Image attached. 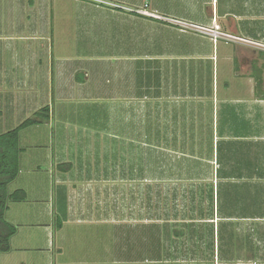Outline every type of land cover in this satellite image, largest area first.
Instances as JSON below:
<instances>
[{"label": "rangeland", "instance_id": "obj_1", "mask_svg": "<svg viewBox=\"0 0 264 264\" xmlns=\"http://www.w3.org/2000/svg\"><path fill=\"white\" fill-rule=\"evenodd\" d=\"M105 1L123 7L150 3V9L160 3L161 13H178L176 17H181L183 23L167 18L162 21L174 25L161 27L149 21V41H142L140 25L144 21L139 16L124 14V19L114 21L108 16L106 21L102 20L103 14L87 16L83 9L78 10L76 0H38V6H33L31 0H0V70L6 76L0 79V88L4 85L0 90L3 109L0 132L32 117L37 112L32 111L33 106L45 99H49L56 120L53 129H46L43 123L23 129L22 177L11 183L12 190L25 186L31 196L46 197L48 204L52 203L56 209L67 206V193L60 191L65 182L55 177L52 180L57 171L46 166L43 155L52 149L55 153L59 142L62 143L64 134L58 126H64L68 136L74 122L82 130L91 125L96 138L90 144L93 156L86 157L89 152L85 148L89 144H83V153L87 154L77 155L75 168L66 174L70 184L78 187L71 194L69 216L91 221L70 222L65 227L70 241L64 244L68 253L62 261L76 258L78 262L95 264L97 259L100 264H264V218L259 217L264 216V99L260 98L264 94V55L261 54L264 0ZM47 7L45 15L43 10ZM43 19L49 20V27H45ZM132 24L133 28L128 30ZM122 27L125 30L120 31ZM157 31L161 35L165 32L164 38H157ZM147 51L150 56L164 53L156 62L143 64V68L150 70L148 85L143 86L146 79L141 74V64L129 61V57L136 58L137 53ZM112 53L126 55L117 63L96 60L99 54L112 56ZM49 55L55 59L68 58L69 68L76 64L82 67L78 71L80 78L86 77L87 71L89 80L100 82L101 87L102 75L109 76L108 72L117 68L127 77L120 83L117 80V86L126 89L127 82L130 89L118 93L111 102L107 99L111 97L108 89L94 88L93 83L78 88L62 101L55 92L46 95L44 87L25 89L20 99L14 96L17 91L11 84L14 81L30 85L45 82L43 68ZM254 64L262 70L261 94L256 93V80L252 76ZM24 67H29L27 76L21 74ZM6 70L10 71L9 75ZM55 79L57 82V74ZM74 79L70 73L68 80L75 82ZM146 90L148 96H140ZM226 103L234 104L252 122L253 134L242 142L259 168L253 179L243 178L241 183L252 187L255 194L258 189L263 195L255 204L256 217H252V208H245L247 214L240 209L233 217L224 214L228 226L225 228L227 233L234 232L236 246L222 260L217 252L220 225L216 186L220 178L216 168L219 165L211 142L216 149L220 141L218 125ZM10 104L16 107L15 111L9 110ZM109 106L114 109L110 116L102 111ZM212 185L214 208L210 199ZM33 188L37 189L36 194L31 192ZM247 196L254 195L248 192ZM9 203L16 225L22 224L25 237L33 236L15 249L21 247L36 264H49L48 253L42 246L43 234L33 230L37 203L34 200ZM60 215L62 219L66 217L64 212ZM154 223L168 224L171 230L192 225L188 228L189 235L167 242L169 255L164 251L167 259L158 263L142 260L146 231L139 226ZM131 225L132 236L128 234ZM212 226L216 251L213 256L209 238ZM161 227L164 232L166 226ZM53 238L57 246L58 241ZM130 238V244H125ZM98 246L100 254L96 251ZM59 262L54 260L53 264Z\"/></svg>", "mask_w": 264, "mask_h": 264}, {"label": "crops", "instance_id": "obj_2", "mask_svg": "<svg viewBox=\"0 0 264 264\" xmlns=\"http://www.w3.org/2000/svg\"><path fill=\"white\" fill-rule=\"evenodd\" d=\"M78 5L80 6V8L78 10L82 11L83 9V13L86 14L87 16H91L90 14H103L105 16V19L102 20H107L108 16L111 17V20H116V19H124V14H128L130 16H136V17H140L142 19L141 25H140V31H141V40H147L149 41V32H150V23L149 21L156 23V26H161V27H165V26H169L171 23H167L164 22L162 20H165L167 18L174 20V21H178L179 23H183V21L181 22L179 19H181V17H176L179 14L178 13H173L170 11H164L167 13H161L160 11L162 10V6H160L161 4H156L154 7H151L150 3H148V10L154 11L156 12L158 15H160V18H155V17H149L146 15H143L142 13H139L136 9L137 8H144V5H138V3H134L133 6L130 7H123L120 6V4H116L114 2H110V1H105V0H90V2L86 3L85 1H80V0H76ZM31 2L33 3V6H38L39 2L38 0H31ZM102 4H108L107 7L101 6ZM146 4V3H145ZM43 14L47 15L48 14V7L45 8L43 10ZM178 18V19H176ZM176 19V20H175ZM129 20V18H128ZM133 20V19H132ZM45 27H49V20L48 19H43ZM110 21V20H109ZM155 21V22H154ZM166 21V20H165ZM107 25V24H106ZM174 25V24H171ZM133 24L129 25L128 30H130V27L133 28ZM137 27V25H136ZM171 27V26H169ZM163 29V31L165 30V28H161ZM121 30H125L123 27ZM132 30V29H131ZM159 30V29H158ZM175 33V32H174ZM157 38H160L161 36H165V32L162 33V35L160 34L159 31H157ZM162 38V40H164ZM114 39V38H113ZM161 39V38H160ZM114 41V40H113ZM164 52H160V53H156V55H152L150 56L149 51L147 52H140L139 54L137 53L138 56H135L136 58L133 57H129V61H135V62H139L141 64V74L145 77V81L146 83L142 84L143 82L140 83V85L142 84L143 86L148 85V67L143 68V64H148L149 62L153 61L156 62L157 60L160 59V55L162 56ZM113 54V53H112ZM100 56L96 57L97 61H110L112 63H114V61L119 62V61H123L121 60L126 54L124 53H120L118 54V56H116V54H113L112 56H107L106 54H99ZM139 57V58H138ZM93 58V57H92ZM120 58V59H119ZM95 60V61H96ZM59 62V64L57 63ZM68 62H70L68 60V58L66 57H57L56 59L54 58V56L49 55V57L46 58L45 61V65L43 68V74L45 76V82L44 83H34L33 85L30 84H26L25 81H14L11 84L13 85L14 89H17V91L15 92L14 96H18V99H20V97L22 95H24V90L25 89H32L34 88V90L38 89V87L40 88H45V94L46 95H52L54 92L59 95L60 97V101L65 100L68 94L70 93H74L73 91L77 90L78 88L80 89H84L87 87V85H91L93 83V87L96 88L98 87L99 89H105L107 88L109 91V95L111 96L110 98H107L110 100L114 99L118 93H126V90L130 89V84H127L126 80L123 82H126L127 88L126 89H122L120 87L117 86L118 83H116V81L118 80L119 83L122 82L121 80L126 79V76H123V74L120 71H117V68L111 70L109 73V76H105L102 75V80H103V87H101V85L98 82H93L89 80V73L86 71V77L88 81H85L84 77L80 78V76L78 75V71L82 70V67H79L77 64L73 65L72 67H68L69 64H67ZM19 63V62H18ZM40 65L43 64L42 61L39 62ZM81 68V69H80ZM1 69V68H0ZM146 70L145 72H142V70ZM23 71L25 72H20L22 75L27 76L29 73V67H24ZM10 71L6 70V75H9ZM71 73L72 77H74L75 82L72 80L70 82V80H68V76ZM121 73V74H120ZM13 74V73H12ZM55 74H57V82L55 79ZM98 75V74H96ZM111 75H113V77L111 78ZM142 76V77H143ZM30 77V76H28ZM108 77V78H107ZM6 78V76L3 73V69L0 70V79L4 80ZM107 79V80H105ZM106 81H108L109 83H106ZM113 82V84H112ZM96 86H95V85ZM98 84V86H97ZM105 84L107 86H105ZM141 85V86H142ZM4 85L2 84L1 88ZM0 88V90H2ZM13 96V94H12ZM140 96H144L147 97L148 96V91H144L143 93L140 94ZM15 98V97H14ZM143 98V97H142ZM99 99V98H97ZM44 106H49V120L43 122V125L45 126V128H49V129H53L56 125V120H55V116H54V111H52V108L49 105V99H45L43 101V103H39L33 106L32 111H38L40 110L42 107ZM8 107L10 108L9 110L11 111H15V106L14 105H8ZM18 107V104H17ZM116 109V108H115ZM17 110V109H16ZM2 111L3 109L0 108V116L2 115ZM99 111V110H98ZM103 112H105V115L108 114V116H110L111 111H114V109L112 110V106H109L107 108L102 109ZM75 124L72 126L71 128V133H69V135H66V131H65V127L64 126H58V130L59 132H62L64 135L62 136V140L59 145H58V150L55 151L54 153V149H52L51 151H46L43 155V160L45 161L44 163L46 164V166H49L50 169H54L55 171H57V175L51 176L52 180L58 179L59 181H64V185L62 187H60V191L62 190L63 192L67 193L68 196V205L65 206L63 209H56V207H54L52 205V203L48 204V200L46 197L44 198H35L33 196H31V194L28 192V190L25 188V186H17L14 189H21L24 190L27 194V198L21 202H26L28 200H34L37 205L38 208L36 209V213H37V220L35 221L33 230H37L40 231L43 234V248L44 251L46 253H48V260H49V264H53L54 260L56 263V260H60V262L58 264H95L93 261H88L87 262H82V261H77L79 259L73 258L70 259V261H62L61 258L63 257V255H66L68 253V250H66V248H64V244L65 242L68 243V241H70V239H68V235H66L65 233V227L68 226L73 222L76 223H84L85 221H91V220H84L83 218L80 217H76L75 219H72L73 217H70L69 215V211H70V206L72 205V203L69 206V203L71 202L70 200H72L71 194L72 191L78 190V187L75 184H70V177H68L66 174H69L76 166V162L75 160L79 159L77 157V155L79 156V154H85L83 153L84 149H83V144H89L88 148H85L89 153L86 155V157H92V149L90 147V144H92L93 142H95L96 138L94 136L93 131L91 130V125H89L88 128H83V130L81 129V126L77 125L76 122H74ZM40 125V124H39ZM25 130H22L20 132V146H21V138H22V133ZM82 132H85V134H82ZM67 136V137H66ZM64 138H68V139H64ZM67 140V141H66ZM52 141H50L51 143ZM81 145V146H80ZM22 147V151L20 153V171L19 174L17 176V178L12 181L15 182L16 180H18L20 177H22V170H21V162H22V156L21 154L24 153V147ZM65 164H70L69 166L65 165ZM53 170V171H54ZM52 172V170H51ZM52 174V173H51ZM57 177V178H56ZM11 182V183H12ZM58 182V181H57ZM56 182V183H57ZM58 184V183H57ZM10 191H13L11 188V184H10ZM31 192H33L34 194H36L37 189L33 188L31 189ZM65 195V194H64ZM46 196V195H45ZM44 199V200H42ZM28 205V204H27ZM61 212H64V215H66L65 218H61ZM6 218L8 221H10L11 223H13L16 227H17V231L16 233L12 236L11 238V250L9 252H4L0 255V264H36L34 263L35 260H30V255H25L26 253L24 251L21 250V247H17L15 249V246L19 245V243H21L23 240H32L30 239L33 236L25 237L23 231H24V227H22V224H19L18 226L16 225L18 222L15 219L14 216V212H12L10 210V203H9V208L6 212ZM95 220V219H94ZM62 222L61 226H58L59 222ZM96 222V224L99 223V220L94 221ZM108 228H110V224L107 226ZM22 228V229H21ZM31 230V231H33ZM30 231V232H31ZM55 232V234H54ZM58 232V234H57ZM111 234L108 233V238H110ZM54 237V238H53ZM55 239V241L57 243V246H55L54 242L52 241ZM99 248H96V251L100 254V246H98ZM36 248V247H35ZM103 251H105V248L103 249ZM93 253V251H91ZM96 253V252H95ZM115 254V252H114ZM113 254V255H114ZM115 258V257H114ZM74 260V261H73ZM98 264H100V259H97Z\"/></svg>", "mask_w": 264, "mask_h": 264}, {"label": "trees", "instance_id": "obj_3", "mask_svg": "<svg viewBox=\"0 0 264 264\" xmlns=\"http://www.w3.org/2000/svg\"><path fill=\"white\" fill-rule=\"evenodd\" d=\"M261 54L264 55V51H261ZM261 71L262 70L254 64L252 76L256 80V93L259 94H261L262 91ZM147 78L149 79V76H147ZM210 91H212V89ZM263 95L264 94L260 95L261 99H264ZM223 107L224 108L221 113L222 120L220 125H218L220 141L216 143V149L214 148V142L212 141L211 143L213 152L214 150L216 152V158L219 165L216 168V174L217 177L220 178V183H217L216 186L219 217L218 224L220 225V230L218 231V240L220 241V244L218 242L217 252L221 259L225 260L226 256H228L227 253L232 252L235 249L236 245L233 244V241H236L234 240L236 237L234 238L233 231L228 230L227 233V228H225L227 225L225 226L226 223H224L227 216L224 214H228V216L233 217L231 215L237 211L239 212V209L243 211V214H247L246 209L249 210L252 208V217H256V202L261 199L263 193L256 189L255 194L252 187L243 185V183H241V179L243 178L253 179L254 176L257 175L256 170L259 168L256 165V161H252L250 154L246 152L244 142H242L243 139L252 136V122L249 118H247V116L239 112L234 104L226 103ZM49 112V106H44L35 112L32 117L24 119L16 127L0 132V255L11 250V238L17 231V227L6 218V212L9 208V201H22L27 198V194L24 190L16 189L14 191H10L9 188L11 182L17 178L20 171V153L22 151L19 140L20 132L24 128L49 120ZM226 126L227 134H225ZM211 133H213V129L211 130ZM199 163L200 162H198V164ZM65 165L69 166L70 164ZM245 169L247 171H245ZM260 175L262 174L260 173ZM248 192L254 196H251L250 198L247 196ZM210 195L211 202L213 203V206H211L214 208V185L211 187ZM250 201L252 203H250ZM259 217L264 218V216ZM61 224L62 222L60 221L58 226H61ZM167 225L168 224L160 225L159 223H154L151 225L147 224L139 226V229L145 228L146 231V238L142 241V243L145 244V254L142 255V260H151L158 263L162 259H167V256L163 255L164 251H166L169 255V252L165 247L167 242H176L181 237L189 235L190 231L188 228L192 226L185 225L181 228L174 227L171 230ZM161 226H166L164 232L161 231ZM133 231L134 228L131 225L128 234L132 236ZM209 235L211 256H213L216 252L215 233L213 226ZM130 242L131 238L130 241H125V244H130ZM131 245L134 246V242H132Z\"/></svg>", "mask_w": 264, "mask_h": 264}, {"label": "built area", "instance_id": "obj_4", "mask_svg": "<svg viewBox=\"0 0 264 264\" xmlns=\"http://www.w3.org/2000/svg\"><path fill=\"white\" fill-rule=\"evenodd\" d=\"M148 4H145L144 8L141 10H137L139 13H142L143 15L149 16V17H155L160 18L161 16L158 15L156 12L148 10Z\"/></svg>", "mask_w": 264, "mask_h": 264}]
</instances>
